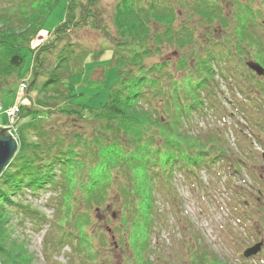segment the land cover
Instances as JSON below:
<instances>
[{
  "label": "trees",
  "instance_id": "trees-1",
  "mask_svg": "<svg viewBox=\"0 0 264 264\" xmlns=\"http://www.w3.org/2000/svg\"><path fill=\"white\" fill-rule=\"evenodd\" d=\"M59 1L0 0V73L7 67L8 77L13 74L22 65V51L28 50L33 61L27 93L36 90L38 105L58 109L57 115L64 118L60 123L48 113L41 119L32 108H20L19 121H26L17 126L18 148L0 175V264H30L23 244L8 228L7 207L14 204L11 196L25 190L34 195L44 185L59 189L52 225L63 240L61 245L73 243V252L83 264H101L85 229L93 220L89 211L106 208L110 190L116 186L123 199L121 216L127 213L121 225L133 241L136 262L150 264L142 253L147 256L149 250L153 178L168 180L175 170L194 177L197 166L206 168L228 156L215 134L199 140L182 129L204 104L211 108L214 101L208 96L217 89L213 67H223L233 55L247 53L249 33L240 17L229 28L218 0L171 4L169 0H119L112 15L116 38L110 41L113 59L109 63L118 79L105 103L84 117L67 108L75 107L66 81L80 75L85 62L74 55L73 44L62 42L73 28L90 23L92 30L101 29L94 11L97 0H65V17L50 33L52 40L34 50L30 47ZM186 12L198 19V25L174 26L178 19L190 21ZM256 58L264 65L260 54ZM120 179L125 183H118ZM65 226L75 235L67 233ZM135 239L144 242L136 244Z\"/></svg>",
  "mask_w": 264,
  "mask_h": 264
},
{
  "label": "rangeland",
  "instance_id": "rangeland-1",
  "mask_svg": "<svg viewBox=\"0 0 264 264\" xmlns=\"http://www.w3.org/2000/svg\"><path fill=\"white\" fill-rule=\"evenodd\" d=\"M118 1L97 0L94 11L101 29L92 30L90 19H88V26L71 29L68 37L62 42L73 44L74 55L82 57L85 64L87 62L81 72L83 78L78 75L66 81V86L70 87L73 96L70 102L75 107L67 108L80 112L79 116L89 117L88 110H94L104 104L112 84L118 79L116 70L113 67L110 68L105 61L108 57L113 59V52L110 51L113 45L110 41L116 37L113 36L115 34L112 15ZM219 1L222 17L227 19V25L230 27L232 19L236 20L242 5L246 7L249 4L252 10H264V0ZM235 1H238V4ZM171 2L174 0H169V4ZM262 14L264 15V11ZM64 17L65 0H60L46 17L43 31L32 40L31 49L34 50L39 45L52 40L50 33L63 21ZM78 17L79 11L75 22L78 21ZM185 17L190 21L178 19L174 26L180 23H188L190 26L198 25V19L194 15H188L186 12ZM254 22L255 20H252L248 24ZM216 25L217 23L213 22L214 29H217ZM261 27L262 24L258 20L252 28L256 37L262 35ZM63 44H59V47ZM165 51L164 49L162 53ZM22 55V65L13 74L8 77L7 67H4L3 74L0 73V106L3 109L11 105L32 108L41 115V119H45L46 115L51 113L49 114L51 118L58 119L60 123L64 122V118L56 113L58 109L48 110L44 108L45 105H38L35 101L36 90L29 93L28 99L24 96V91L18 92L22 80L28 86L33 61L28 50H23ZM154 59L158 60L157 57ZM168 70L174 74L171 66ZM216 81L224 85L223 80ZM229 92L239 97L237 90L232 92L229 87L221 86L212 95L213 98L219 99V102L216 101V112L214 108L212 111L206 109L203 110L206 116H192V118L189 116L187 123L193 122L186 124L182 131L189 132L191 137L196 136L199 140L204 139L206 135H213L216 131L231 158L243 167L242 173L220 171L218 168L226 165L222 160H217L210 169H198L195 177H191L188 171L173 170L172 179H163L168 192L167 196L165 189L163 191L160 187L162 185L160 181L153 178L156 190H152L151 195L154 197L155 207L151 214L149 239L148 242L145 241L149 245V250L146 252L147 256L144 252L142 253L150 264H197L194 259L200 260L203 253L211 255L209 260L215 257L221 262L219 264H264V247L253 259L242 257L246 247L259 240L264 241V222L255 223L258 215L252 213L257 208H260L257 210L264 209V191H261L262 195L258 193L264 184V157H262L264 145L261 142L264 138V127L254 126L248 122L247 118L245 119L247 124H245L240 121L241 116H231L230 111L235 112L236 108L230 106ZM3 109L5 113L10 108L6 111ZM0 119L3 123L2 126L0 125L1 128H10L4 121V117ZM58 120L53 121L58 122ZM25 121V119L20 121L18 119L17 123H14L16 130H18L17 126ZM16 130L9 129L15 139ZM29 139L34 140L31 136ZM213 168L216 174L212 171ZM120 182L124 184L125 180L120 179L118 183ZM115 188L117 187L110 190L106 208L89 211L93 220L85 229V233L96 253L94 254L96 261L98 260L101 264H137L133 241H130V236L125 235L126 232L121 225L122 217H127L126 212L124 216H121L123 199L120 200ZM58 193V188L44 185L34 195L25 190L10 197L14 204L7 207L8 228L12 237L23 244L30 264H81L73 253L74 244L66 242L61 245L63 240L52 225L57 217ZM172 196L173 198H169ZM259 197L260 201L257 200ZM254 199L258 201V205ZM24 207H28V211L23 209ZM25 211L28 213H24ZM38 216L42 217L41 221H38ZM64 229L67 233L75 235L70 227L65 226ZM135 240L136 244L144 242V240ZM211 264H214L213 259Z\"/></svg>",
  "mask_w": 264,
  "mask_h": 264
},
{
  "label": "water",
  "instance_id": "water-1",
  "mask_svg": "<svg viewBox=\"0 0 264 264\" xmlns=\"http://www.w3.org/2000/svg\"><path fill=\"white\" fill-rule=\"evenodd\" d=\"M250 67L258 75H261L263 73L262 69L256 64H251ZM9 129H6V128L1 129L0 127V175L3 169L5 168V166L13 158L18 148L16 140L9 133ZM260 247H261V244H258L250 249H247L244 252V257L248 258L250 256L255 255L260 250Z\"/></svg>",
  "mask_w": 264,
  "mask_h": 264
},
{
  "label": "built area",
  "instance_id": "built-area-1",
  "mask_svg": "<svg viewBox=\"0 0 264 264\" xmlns=\"http://www.w3.org/2000/svg\"><path fill=\"white\" fill-rule=\"evenodd\" d=\"M24 88H25V86L22 85L20 87L19 91L22 93ZM11 109H13V111H9ZM9 110H7L5 113H3L2 110H1V107H0V116H1V114H4L7 117L8 121H9V125H10V124H12L14 122V118H15V116L17 114L18 109H17V106L16 107L14 106L13 108H10ZM0 124H1V119H0Z\"/></svg>",
  "mask_w": 264,
  "mask_h": 264
},
{
  "label": "flooded vegetation",
  "instance_id": "flooded-vegetation-1",
  "mask_svg": "<svg viewBox=\"0 0 264 264\" xmlns=\"http://www.w3.org/2000/svg\"><path fill=\"white\" fill-rule=\"evenodd\" d=\"M247 57H251L250 55H248V56H243L242 58L243 59H246ZM251 77V75L249 74L248 76H247V78L249 79ZM258 81H261L260 79H257ZM243 82H245L244 80H243ZM255 89H257V88H255ZM258 89H261V88H258ZM259 91V93H260V90H258ZM258 113V115H259V112H257Z\"/></svg>",
  "mask_w": 264,
  "mask_h": 264
},
{
  "label": "bare ground",
  "instance_id": "bare-ground-1",
  "mask_svg": "<svg viewBox=\"0 0 264 264\" xmlns=\"http://www.w3.org/2000/svg\"><path fill=\"white\" fill-rule=\"evenodd\" d=\"M22 107V106H21ZM18 145V144H17Z\"/></svg>",
  "mask_w": 264,
  "mask_h": 264
}]
</instances>
